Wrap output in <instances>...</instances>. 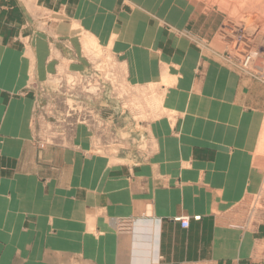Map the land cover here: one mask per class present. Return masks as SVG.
Here are the masks:
<instances>
[{"label": "crops", "instance_id": "crops-1", "mask_svg": "<svg viewBox=\"0 0 264 264\" xmlns=\"http://www.w3.org/2000/svg\"><path fill=\"white\" fill-rule=\"evenodd\" d=\"M184 30L152 0H0V264H264V214L250 227L240 209L261 182L264 85ZM92 45L159 111L106 92L95 129L38 147L46 88L89 73Z\"/></svg>", "mask_w": 264, "mask_h": 264}, {"label": "rangeland", "instance_id": "rangeland-1", "mask_svg": "<svg viewBox=\"0 0 264 264\" xmlns=\"http://www.w3.org/2000/svg\"><path fill=\"white\" fill-rule=\"evenodd\" d=\"M152 2L169 20L184 24L185 37H190L200 50L209 52L219 62L264 85V0ZM168 28L171 30L169 25ZM88 52L92 58L89 73L61 74L46 88L52 95L51 101L40 102L35 114L38 147L67 143L77 125H89L95 129L98 120L102 121L96 101L106 92L121 101L122 109L138 113L139 118L148 120L159 111L160 98L154 86L139 88L127 85L110 52L100 50L96 45L90 46ZM97 137L94 138L95 150L101 152L104 146ZM111 149L108 148V152H112ZM254 166L261 175V182L257 192L240 207L250 227L264 214V124L254 151ZM181 217L189 223L188 216ZM181 217L175 220L180 223ZM114 223L122 230L129 228V222L114 220Z\"/></svg>", "mask_w": 264, "mask_h": 264}, {"label": "built area", "instance_id": "built-area-1", "mask_svg": "<svg viewBox=\"0 0 264 264\" xmlns=\"http://www.w3.org/2000/svg\"><path fill=\"white\" fill-rule=\"evenodd\" d=\"M195 219H199L198 216L194 217ZM180 224L182 227H187L188 226V221L186 220V218L181 217L179 218Z\"/></svg>", "mask_w": 264, "mask_h": 264}, {"label": "bare ground", "instance_id": "bare-ground-1", "mask_svg": "<svg viewBox=\"0 0 264 264\" xmlns=\"http://www.w3.org/2000/svg\"><path fill=\"white\" fill-rule=\"evenodd\" d=\"M242 1H243V0H242ZM222 2H224V1H222ZM228 2H229V1H228ZM228 2H227V3H228ZM239 3H240V2H239ZM243 3H244V2H243ZM233 4H234V3H233ZM233 4H232V5H233ZM248 4H249V3H248ZM232 5H231V6H232ZM234 5H235V4H234ZM242 5H243V4H242ZM227 7H228V6H227Z\"/></svg>", "mask_w": 264, "mask_h": 264}]
</instances>
